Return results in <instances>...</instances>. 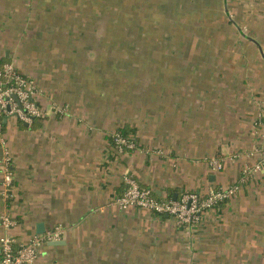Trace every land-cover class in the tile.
I'll return each instance as SVG.
<instances>
[{
    "label": "crops",
    "instance_id": "0c3cea01",
    "mask_svg": "<svg viewBox=\"0 0 264 264\" xmlns=\"http://www.w3.org/2000/svg\"><path fill=\"white\" fill-rule=\"evenodd\" d=\"M58 1L0 0V63L35 77L48 110L31 124L4 121L16 178L6 201L0 174V214L10 211L16 226L9 233L18 241L64 229L59 244H46L33 264H129L124 257L156 253L162 242L168 244L159 257L171 259L168 251L180 242L182 264H264L263 180L252 178L204 213L190 236L167 217L115 203L127 173L160 199L238 182L256 140L257 101L264 100V0H187L183 12L201 25L196 34L186 28L181 73L169 74V91L133 117L123 106L110 108L102 90L94 105L91 82L87 87L80 77L79 88L74 68L61 70V78L47 75L26 53L34 35L45 34L35 27L45 12L61 11ZM54 102L66 112L56 113ZM121 128L135 137V149L120 151L111 141ZM2 153L0 146V160ZM211 159L224 168L212 170Z\"/></svg>",
    "mask_w": 264,
    "mask_h": 264
},
{
    "label": "rangeland",
    "instance_id": "374dc122",
    "mask_svg": "<svg viewBox=\"0 0 264 264\" xmlns=\"http://www.w3.org/2000/svg\"><path fill=\"white\" fill-rule=\"evenodd\" d=\"M186 1L59 0L61 11L45 12L35 26L44 29L45 34L34 35L36 41L26 48V53L47 75L61 78V70L74 68L79 88L80 77L87 87L91 82L94 105L95 93L102 90L107 92L104 95H108L110 108L123 106L133 117L139 106L154 105L155 98L169 91V74L181 73L187 52L186 28L192 27L196 34L201 25L196 15L187 17L183 12ZM166 244L157 243L156 253L140 250L134 252L139 257L132 254L124 260L129 264H182L176 247L180 242L173 250L168 247L172 259L166 254L159 257Z\"/></svg>",
    "mask_w": 264,
    "mask_h": 264
},
{
    "label": "built area",
    "instance_id": "2783aa9c",
    "mask_svg": "<svg viewBox=\"0 0 264 264\" xmlns=\"http://www.w3.org/2000/svg\"><path fill=\"white\" fill-rule=\"evenodd\" d=\"M42 88L39 81L22 72L13 62L0 63V146L3 150L0 160L1 196L11 200L15 193V170L13 155L5 148L4 121L9 117L31 124L35 119L48 114L47 107L42 103ZM260 111L254 122L256 140L247 152L248 160L241 169L237 183L228 187H213L205 193L188 191L179 198L160 199L154 191L142 187L135 177L127 173L124 177L126 184L124 194L115 203L123 210L130 208L145 209L173 220L175 226L189 236L195 231L196 225L207 211L217 209L235 197L240 188L252 178L264 181V100L257 101ZM56 113L64 114L66 109L57 102L52 104ZM115 146L120 151L135 149L136 142L132 137H124L115 132ZM214 171H221L224 162L210 160ZM0 224L5 232L0 237V264H33L39 257L40 249L51 242L58 241L64 235L62 226L35 234L23 242L9 232L16 226V220L9 210L0 214Z\"/></svg>",
    "mask_w": 264,
    "mask_h": 264
},
{
    "label": "trees",
    "instance_id": "16d2710c",
    "mask_svg": "<svg viewBox=\"0 0 264 264\" xmlns=\"http://www.w3.org/2000/svg\"><path fill=\"white\" fill-rule=\"evenodd\" d=\"M129 130L125 129V128H121L117 131V133L123 135L124 137H132L130 136ZM111 141L114 142V145H115V139H114V136H111Z\"/></svg>",
    "mask_w": 264,
    "mask_h": 264
},
{
    "label": "water",
    "instance_id": "95a60500",
    "mask_svg": "<svg viewBox=\"0 0 264 264\" xmlns=\"http://www.w3.org/2000/svg\"><path fill=\"white\" fill-rule=\"evenodd\" d=\"M60 241H54L53 244H59Z\"/></svg>",
    "mask_w": 264,
    "mask_h": 264
}]
</instances>
